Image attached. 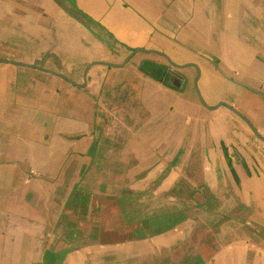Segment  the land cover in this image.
I'll list each match as a JSON object with an SVG mask.
<instances>
[{
    "label": "crops",
    "instance_id": "1",
    "mask_svg": "<svg viewBox=\"0 0 264 264\" xmlns=\"http://www.w3.org/2000/svg\"><path fill=\"white\" fill-rule=\"evenodd\" d=\"M262 139L264 0H0V264H264Z\"/></svg>",
    "mask_w": 264,
    "mask_h": 264
},
{
    "label": "rangeland",
    "instance_id": "2",
    "mask_svg": "<svg viewBox=\"0 0 264 264\" xmlns=\"http://www.w3.org/2000/svg\"><path fill=\"white\" fill-rule=\"evenodd\" d=\"M177 190L178 188L176 186V193H174V197L171 200L167 198H156L154 196L152 197V195L149 194L148 192L147 195L146 194L144 195L141 203H138V201H136V199L133 198L131 201L129 200L126 201L125 205H128L127 208L138 206L137 208H141L143 209V211H148V212L152 211L153 208L156 206L157 207H166V206L169 207L171 205V206H174V208L180 209V210L182 207H184L185 209L187 207H191L193 209L196 207H200V205H206V204H207L206 207L209 206L208 208L214 209L218 207V204L216 203L214 199L213 200L209 199L208 201H206L205 198H201L198 195H190L188 197V194H184L183 192L184 190H182L181 187H180L179 193H177ZM185 190L187 189L185 188ZM147 191H150V190H147ZM177 212L178 211H176V213ZM226 217H229V215H227Z\"/></svg>",
    "mask_w": 264,
    "mask_h": 264
},
{
    "label": "trees",
    "instance_id": "3",
    "mask_svg": "<svg viewBox=\"0 0 264 264\" xmlns=\"http://www.w3.org/2000/svg\"><path fill=\"white\" fill-rule=\"evenodd\" d=\"M139 68L141 71H143L145 74L151 76L155 80H157L160 83L166 84L169 80V72L168 70L159 65L155 64L149 61H143L140 65ZM172 73V72H170Z\"/></svg>",
    "mask_w": 264,
    "mask_h": 264
},
{
    "label": "water",
    "instance_id": "4",
    "mask_svg": "<svg viewBox=\"0 0 264 264\" xmlns=\"http://www.w3.org/2000/svg\"><path fill=\"white\" fill-rule=\"evenodd\" d=\"M135 52H137V51H134L132 54H134ZM131 54V55H132ZM130 55V56H131ZM130 56L128 57V58H130ZM101 64H104V63H101ZM105 65H108V64H105ZM108 66H112V65H108ZM88 70V67L86 68V70H85V72H84V75H83V77H84V79L86 78V71ZM199 99H200V97H199ZM200 101H201V99H200ZM247 124L251 127V125L247 122ZM252 131L255 133V135L258 137V138H260L259 137V135L256 133V131L255 130H253L252 129ZM262 140H264V139H262Z\"/></svg>",
    "mask_w": 264,
    "mask_h": 264
}]
</instances>
